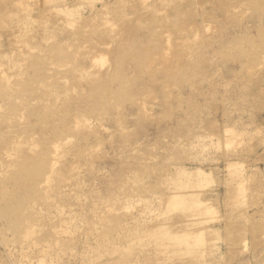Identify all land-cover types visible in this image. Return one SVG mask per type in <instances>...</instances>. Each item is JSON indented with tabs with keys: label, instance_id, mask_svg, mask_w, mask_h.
Returning a JSON list of instances; mask_svg holds the SVG:
<instances>
[{
	"label": "rangeland",
	"instance_id": "374dc122",
	"mask_svg": "<svg viewBox=\"0 0 264 264\" xmlns=\"http://www.w3.org/2000/svg\"><path fill=\"white\" fill-rule=\"evenodd\" d=\"M0 78V264H264V0H0Z\"/></svg>",
	"mask_w": 264,
	"mask_h": 264
},
{
	"label": "bare ground",
	"instance_id": "6f19581e",
	"mask_svg": "<svg viewBox=\"0 0 264 264\" xmlns=\"http://www.w3.org/2000/svg\"><path fill=\"white\" fill-rule=\"evenodd\" d=\"M14 34H17V31H16V33L14 32ZM18 35H19V34L15 35V37L18 36ZM106 43H107V42H106ZM103 46H104V44H103ZM93 48H94V47H93ZM93 48H92V49H93ZM96 48H97V47H96ZM99 48H100V47H99ZM107 48H109V46H108ZM97 49H98V48H97ZM20 51H21V50H20ZM99 51H101V49H100ZM99 51H96V52H95V50L93 51L92 54H94V56L92 57V61H93V60H97V62H100V61H101L102 64H103V63H106V62H107L106 55H105V57L102 56L103 54L99 53ZM103 53H104V52H103ZM105 54H106V53H105ZM21 57H22V56H21ZM10 59H11V58H10ZM104 61H105V62H104ZM101 62H100V64H101ZM94 63H95V62H93V65H95ZM15 64H16V63H15ZM22 64H23V63H22ZM102 64H101V65H102ZM20 65H21V64H20ZM105 65H106V64H105ZM105 65H104V67H105ZM88 67L90 68L91 66L89 65ZM88 67H86V68H88ZM102 67H103V65H102ZM102 67H100V69H101ZM15 69H16V67H15ZM20 69H21V67H20ZM90 70H91V69H90ZM8 71H9V70H8ZM14 71H15V70H14ZM88 71H89V69H88ZM21 72H22V71H21ZM89 72H90V71H89ZM3 74L6 75V73H3ZM90 74H91V72H90ZM83 75H84V74H83ZM18 76H19V75H18ZM81 76H82V75H81ZM3 77H6V76H3ZM16 77H17V76H16ZM11 78H12V77H11ZM19 78H20V76H19ZM66 78H67V77H66ZM0 79H2V78H0ZM8 79H9V78H8ZM3 80H4V78H3ZM3 80H2V81H3ZM10 80H11V79H10ZM4 81L6 82V81H9V80H7V78H5ZM4 81H3V82H4ZM65 81H67V80H65ZM0 82H1V81H0ZM91 82H92V81H91ZM7 84H8V83H7ZM7 84H6V85H7ZM65 84H66V83H65ZM65 84H64V85H65ZM67 84H68V83H67ZM89 84L91 85V83H89ZM6 85H5V87H6ZM7 86H8V85H7ZM10 86H11V85H10ZM7 88H8V87H7ZM9 88H10V87H9ZM67 88H68V86H67ZM86 88H87V86H86ZM10 89H11V88H10ZM15 89H16V88H15ZM63 89H64V88H63ZM88 89H89V88H88ZM17 90H18V88H17ZM54 90H55V89H54ZM67 90H69V89H67ZM72 90H73V89H72ZM65 91H66V90H65ZM73 91H74V90H73ZM52 92H53V91H52ZM74 92H75V91H74ZM74 92L72 93V91H71L72 94H74ZM55 93H56V92H55ZM65 93H66V92H65ZM68 93H69V92L66 93L67 95L65 94L66 96H64V100H67V99L69 100V98H67V96H69ZM53 94H54V93H53ZM53 94H51V95H53ZM57 94H58V93H57ZM57 94H56V95H57ZM72 94H71V95H72ZM81 94H82V93H81ZM61 95H64V94H61ZM61 95H60V97H61ZM76 95H77V94H76ZM53 96H54V95H53ZM148 96H149V95H148ZM54 97H55V96H54ZM65 97H66L67 99H66ZM56 101H57V100H56ZM53 102H54V101H53ZM53 102H52V103H53ZM54 103H56V102H54ZM58 103H59V102H58ZM58 103H56V104L58 105ZM51 105H52L53 108L51 107ZM51 105H50V108H51L52 111H53L54 106H56V105H53V104H51ZM47 106H49V105L47 104ZM47 108H48V107H47ZM48 109H49V108H48ZM76 116H77V115H76ZM76 116H75V117H76ZM78 116H79V115H78ZM76 118H77V117H76ZM76 118H75V119H76ZM78 119H79V121L82 120L81 118H78ZM78 119H77V120H78ZM84 119H85V118H83V120H84ZM83 120H82V121H83ZM20 121H21V119H20ZM82 121H81V122H82ZM84 121L87 122V119L84 120ZM84 121L82 122L83 124H84ZM74 122H76V121H74ZM81 122H80V124L78 123V121H77L78 124L75 123V126H76V124H77V126H78V127H77V126H76V127L74 126L75 129H76V128L79 129L80 126H83V125H81ZM99 122H101V121H99ZM85 124H86V123H85ZM88 124H90V123H88ZM68 125H69V124H68ZM224 125H225V124H224ZM74 127H73L72 129H74ZM226 127H227V126H226ZM228 127H229V125H228ZM231 128H232V127H231ZM75 129H74V130H75ZM78 129H77V130H78ZM232 130H233V129H232ZM232 130H231V131H232ZM226 131H228V130H226ZM229 131H230V130H229ZM229 133H231V132H229ZM233 133H235V132H233ZM233 133H232V134H233ZM225 134H226V135H223V136H226V137H229V139H232V138H230L232 135H231V136H228V135H230V134H227V132H226ZM58 135H59V134H58ZM232 137H233V136H232ZM223 139H227V138H223ZM229 139H227L226 142L229 141ZM237 139H238V138H236V140H237ZM18 140H19V141H18ZM18 140H17V143L20 142V139H18ZM32 140H33V139H32ZM232 140H233V139H232ZM56 141H57V140H56ZM68 141H69V140H68ZM68 141H67V142H68ZM218 141H219V140H218ZM224 141H225V140H224ZM14 142H16V141H14ZM29 142H30V141H29ZM230 142H231V141H230ZM233 142H234V141H233ZM12 143H13V142H12ZM227 143H228V142H227ZM234 143H236V142H234ZM234 143H232V144H234ZM63 144H64V143H62V141H57L56 143L52 144L53 146H51V147H52V148L54 147V148H53V150H54V153H53L54 156H53V158H52V156H51V158H52L54 161L51 162L50 166H51L52 168L50 167V169H53L55 166H57V164L60 165L59 163L62 161L61 158H62V155H63V154H62V153H63V152H62V148L64 149V147H65V145H66V144H65V145H63ZM215 144H216V143H215ZM224 144H225V143H224ZM230 144H231V143H230ZM232 144H231V145H232ZM11 145H12V144H11ZM15 145H16V146H15ZM15 145H14V146H11V147H12L11 149L14 148V150H15V148H17V144H15ZM62 145H63V147H62ZM228 145H229V143H228L226 146H228ZM9 147H10V146H9ZM18 147H20L19 144H18ZM21 147H23V145H22ZM25 147H26V146H25ZM25 147H24V148H25ZM35 149H36V148L32 145V147H30V148L28 149V152L32 154V151H31V150L34 151ZM65 149H66V147H65ZM65 149H64L63 151H65ZM218 149H219V148H218ZM226 149H227V148H226ZM29 150H30V151H29ZM67 150H68V149H67ZM28 152H27V153H28ZM65 152H66V151H65ZM7 153H11V152H7ZM7 153H5V154H7ZM19 153H20V152H19ZM38 153H39V152H38ZM66 153H67V152H66ZM66 153H65V154H66ZM11 154H12V153H11ZM15 154H16V153H15ZM15 154H13V155H15ZM34 154H35V153H34ZM61 154H62V155H61ZM13 155H12V156H13ZM3 156H5L4 153H3ZM9 156H10V155H8V157L5 156V158L7 157V158H9L8 160H10L12 157H9ZM64 156H65V155H64ZM15 157H16V155H15ZM15 157H14V158H15ZM18 157H19V156H18ZM7 158H6V160H7ZM37 158H38V157H37ZM37 158L34 157V158H31L29 161H27V163L25 164V167H27V168L31 167V166L34 164V162H36ZM63 158H65V159H69L68 156H67V158H66V157H63ZM71 158H72V157H71ZM52 159H51V160H52ZM60 159H61V160H60ZM6 160H5V161H6ZM8 160H7V162H8ZM12 160H13V159H12ZM70 160H71V159H70ZM14 161H15V160H14ZM14 161H12V162L14 163ZM68 161H69V160H68ZM68 161H67V162H68ZM73 161H74V159H73ZM10 162H11V161H9L8 163H10ZM71 162H72V161H71ZM14 164H15V163H14ZM47 164H48V163H47ZM74 164H75V163H74ZM45 165H46V164H45ZM61 165H62V164H61ZM2 166H3V165H2ZM2 166L0 165V168H1ZM11 166H12V165H11ZM48 166H49V165H48ZM62 166H63V165H62ZM62 166H61V167H62ZM3 167H4V166H3ZM8 167H9V166H8ZM58 167H59V166H58ZM71 167H72V166H71ZM13 168H15V167H13ZM13 168H11V169H13ZM56 168H57V167H56ZM56 168H54L53 170H54V171H57L58 169L55 170ZM62 168H63V167H62ZM59 169H60V168H59ZM63 169H64V168H63ZM5 170H7V169H5ZM182 170H183V169H182ZM48 171H49V168H48ZM48 171H47V172H48ZM51 171H52V170H51ZM60 171H61V170H60ZM60 171L58 170L57 172H60ZM184 171H185V170H184ZM45 172H46V171H45ZM57 172H55V174H53V171H52V173L50 172L49 175H51V176H52V174H53V175H56ZM180 173H181V172H180ZM182 173H183V172H182ZM198 173H199V172H198ZM60 174H61V173H60ZM188 174H189V173H188ZM49 175H48V178L50 179L51 176H49ZM57 175H58V176H57L58 178H61V176H59V173H58ZM185 175H186V174H184V176H185ZM190 175H191V174H190ZM188 176H189V175H188ZM0 178H1V176H0ZM48 178L46 179L47 181H48ZM58 178H57V179H58ZM182 178H183V177H182ZM3 179H4V178H3ZM64 179H65V178H64ZM64 179H63V181H64ZM50 180H51V179H50ZM61 180H62V179H61ZM79 180H80V179H79ZM45 182H46V181H45ZM58 182H59V181H58ZM48 183H49V182H48ZM53 183H54V182H53ZM65 183H67V179L65 180ZM45 184H47V183H45ZM45 184H44V185H45ZM52 185H53V184H52ZM52 185H51V186H52ZM67 185H68V184H67ZM59 186H61V185H59ZM74 186H76V185H74ZM48 187H49V186H48ZM53 187H55V186H53ZM57 187H58V186H57ZM48 189H50V187H49ZM53 189H54V188H53ZM57 189H58V188H57ZM59 189H60V188H59ZM63 189H65V188H63ZM63 189H62V190H63ZM46 190H47V189H46ZM60 190H61V189H60ZM82 190H83V189H82ZM45 193H46V192H45ZM63 193H64V192H63ZM77 194H78V193H77ZM62 195H63V194H62ZM168 195H170V194H168ZM172 195H173V193H172ZM178 195H179V194H176L177 197H173V198H172V196H171V201L167 204V210H172L171 207H175L176 209H178V208H180V207H186V208H187V205H188L187 203H188V202H186V199L184 198V196H183V198H181L182 194L179 195L180 197H179ZM65 196H67V195H65ZM74 196H75V195H74ZM173 196H175V194H174ZM75 197H76V196H75ZM79 197H80V196H79ZM83 198H84V197H83ZM169 198H170V196H169ZM77 200H78V199H77ZM168 200H170V199H168ZM75 201H76V200H75ZM192 201H193V200H192ZM195 201H196V200H195ZM78 202H79V201H78ZM82 203H83V202H82ZM200 204H201V203H200ZM33 205H34V204H33ZM197 205H198V204H197ZM56 206H57V205H56ZM56 206H55V207H56ZM189 206H190V205H189ZM53 207H54V206H53ZM177 207H178V208H177ZM193 207H194V206H193ZM207 207H209V206H207ZM207 207H206V208H207ZM186 208H185V209H186ZM210 208H211V206H210ZM61 209H62V210H60V211H62V213H64L63 208H61ZM183 209H184V208H183ZM196 209H197V208H196ZM211 209H212V208H211ZM50 211H51V210H50ZM56 211H57V210H56ZM56 211H55V213H57ZM60 211H59V212H60ZM175 211H176V210H175ZM40 212H41V210H40ZM52 212H53V211H52ZM52 212H51L50 214H53V213H54V212H53V213H52ZM11 213H12V215H13V212H11ZM43 213H44V212H43ZM55 213H54V214H55ZM70 213H71V212H70ZM79 213H80V212H79ZM182 213H183V212H182ZM66 214H67V213H65V215H66ZM68 214H69V213H68ZM46 215H47V214H46ZM62 215H63V214H61V216H62ZM52 216H53V215H52ZM68 216H70V214H69ZM71 216H72V213H71ZM74 216H76V215H74ZM50 217H51V216H50ZM56 217H57V216H56ZM59 217H60V215H59ZM70 218H71V217H70ZM74 218H75V217H74ZM63 219H64V218H63ZM75 219H76V218H75ZM80 219H81V217H80ZM59 220H60V219H59ZM69 220H70V219H69ZM69 220H68V221H69ZM77 220H78V218H77ZM77 220H74L75 223H76ZM61 221H62V219H61ZM68 221H67V224H69ZM72 221H73V219H71L70 222H72ZM63 222H64V221H63ZM77 222H78V221H77ZM56 223H57V222H56ZM64 223L66 224V222H64ZM78 223H79V222H78ZM80 223H81V222H80ZM80 223H79V224H80ZM67 224H66V225H67ZM70 224H71V223H70ZM70 224H69V227H70ZM60 225H62V224H60ZM72 225H74V223L71 224V229H74L75 227L73 226V228H72ZM62 226H65V225H62ZM80 226H81V225H80ZM59 227H60V226H59ZM69 227H66V226H65V229H67V228H69ZM31 229H35V228L32 227ZM31 229H30V230H31ZM65 229H64V231H63V229H61V228H60V230H59V229L57 230L56 227H55V230H56V231L54 230L55 232L53 231V234H55L56 237H55V242H54L53 245H55V244H57V245L60 244V246H61V245H62V247L64 246L63 243H64V244L66 243V242L64 241V240H65V239H64L65 237L62 238L61 234L64 233L65 231L67 232L68 229H67V230H65ZM69 229H70V228H69ZM15 230H16V229H15ZM30 230H28V231L26 230V232H28V233H26V236L28 237V239H27L28 241H29V239H31L32 236H33V235H32V233H33L32 231H33V230H32V231H30ZM36 230H37V229H36ZM36 230H35V231H36ZM29 231H30V233H29ZM73 231H74V230H73ZM70 232H71V231H70ZM67 233H68V232H67ZM200 233H201V232H200ZM33 234H34V233H33ZM30 235H32V236H30ZM62 235H63V234H62ZM64 235H65V234H64ZM199 235H200V234H199ZM29 236H30V238H29ZM69 236H70V235H69ZM71 236H72V235H71ZM62 239H63V243H62ZM149 239H150V238H149ZM87 240H88V239H87ZM92 240H94V239H92ZM92 240H91V241H92ZM192 240H194V239H192ZM197 240H198V239H197ZM28 241L25 242L24 244H26V243L28 244V243H29ZM132 241H133V240H132ZM136 241H137V240H136ZM147 241H148V240H147ZM187 242H188V241H187ZM187 242H186V243H187ZM61 243H62V244H61ZM184 243H185V242H184ZM197 243H198V242H197ZM199 243H200V242H199ZM43 244H45V246L47 245V243H43ZM50 244H51V243H50ZM50 244H48V247L46 246V247H47V250L49 249V245H50ZM87 244H88V243H87ZM133 244H134V243H133ZM28 245H29V244H28ZM30 245H31V244H30ZM33 245H34V242H33V244H32V247H33V249H34V246L36 247L37 244L34 245V246H33ZM195 245H196V244H195ZM37 246H38V245H37ZM60 246H59V247H60ZM90 246H91V245H90ZM197 246L199 247V246H201V245H197ZM57 247H58V246H57ZM57 247H56V245H55V248H57ZM59 247H58V251H59V249H62V248H59ZM120 247H121V246H120ZM19 248H20V247H19ZM37 248H40V246L37 247ZM63 248H65V247H63ZM72 248H73V247H72ZM28 249H30V247H29ZM52 249H54V248H52ZM52 249H51V247H50V249H49L48 251H49V252L52 251L53 253H56L55 249H54V251H53ZM77 249H78V248H77ZM85 249H86V248H85ZM47 250H46V251H47ZM56 250H57V249H56ZM72 250H73V249H72ZM198 250H199V249H198ZM198 250H197V251H198ZM40 251H41V252H40ZM40 251H39V253H40V254H39V255H40L39 258L42 260L41 257L44 256V255H42L41 253L44 254V252H45V251H44V247H43V249L40 250ZM48 251H47V253H48ZM62 251H63V250H62ZM77 251H78V250H77ZM23 252H24V251H23ZM23 252H22V254H23ZM28 252H29V251H28ZM33 252H35V251H33ZM59 252H60V251H59ZM66 252H67V250H66ZM20 253H21V252H20ZM24 253H25V252H24ZM30 253H31V252H30ZM30 253H29V254H30ZM47 253H46V254H47ZM60 253H61V252H60ZM194 253H195V252H194ZM18 254H19V253H18ZM33 254H34V253H33ZM36 254H38V250H37ZM48 254H49V253H48ZM48 254H47V255H48ZM51 254H52V253H51ZM51 254H49V255H51ZM76 254H77V253H76ZM79 254H80V253H79ZM82 254H83V253H82ZM23 255H24V254H23ZM26 255H27V256H26L27 260H29V259H30V258L28 259V256H29V255H28L27 253H26ZM30 255H31V254H30ZM39 255H37V256H39ZM41 255H42V256H41ZM47 255H45V256L48 257ZM83 255L85 256V254H83ZM91 255H92V254H91ZM198 255H199V254H198ZM37 256H36V257H37ZM45 256L43 257L44 260H47V261H48V259H45ZM65 256H66V254H65ZM77 256H78V255H77ZM92 256H93V255H92ZM53 257H54V256H53ZM53 257H52V255H51V258H53ZM56 257H59V255L56 256ZM56 257H55V259H56ZM62 257H63V256H62ZM22 258H23V257H22ZM39 258H38V259H39ZM51 258H50V261H51ZM60 258H61V256H60ZM78 258H79V257H78ZM31 259H32V257H31ZM31 259H30V260H31ZM53 259H54V258H53ZM55 259H54V260H55ZM70 259H71V258H70ZM75 259H76V258H75ZM79 259H80V258H79ZM33 260H34V258H33ZM33 260H31V261L34 262ZM41 260H40L39 262H41ZM44 260H42V262H41L40 264H42ZM64 260H65V259H64ZM81 260H82V259H81ZM50 261H48L50 264L53 263V262H50ZM67 261H69V260H67ZM70 261H71V260H70ZM29 262H30V261H29ZM29 262L27 261V263H29ZM32 262H31V264H32ZM35 262H36V261H35ZM39 262H38V263H39ZM56 262H57V260H56ZM74 262H75V261H74ZM36 263H37V262H36ZM44 263H46V262H44ZM60 263H61V262H60ZM77 263H78V262H77Z\"/></svg>",
	"mask_w": 264,
	"mask_h": 264
}]
</instances>
